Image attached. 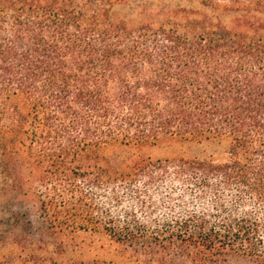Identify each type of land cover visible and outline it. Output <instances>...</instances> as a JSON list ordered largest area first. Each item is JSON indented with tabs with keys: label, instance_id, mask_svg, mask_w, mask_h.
<instances>
[{
	"label": "trees",
	"instance_id": "16d2710c",
	"mask_svg": "<svg viewBox=\"0 0 264 264\" xmlns=\"http://www.w3.org/2000/svg\"><path fill=\"white\" fill-rule=\"evenodd\" d=\"M188 1L0 0V264H264V0Z\"/></svg>",
	"mask_w": 264,
	"mask_h": 264
},
{
	"label": "rangeland",
	"instance_id": "374dc122",
	"mask_svg": "<svg viewBox=\"0 0 264 264\" xmlns=\"http://www.w3.org/2000/svg\"><path fill=\"white\" fill-rule=\"evenodd\" d=\"M171 2H178L180 3V5L183 6H187L190 5L188 0H168ZM136 10L137 9H127V8H123L121 9V13L123 15H127V17L131 18L132 20L135 19V15H136ZM135 11V12H134ZM127 12V13H126ZM7 174V173H6ZM4 174L0 173V183H4V181L2 180ZM138 185V187L142 186L139 183H136ZM3 185V184H2ZM180 186H174V189L171 190V188H169L167 185L162 186V188L160 189V193L158 197H167L169 195H172L173 201L171 203H164V201H162L161 199H159L157 197V199L155 200L156 205L155 207L157 208V210L154 212L153 214V218H157V219H163L164 217L167 216H173L174 214L179 213V211H181V207L183 208H187L189 207L190 209H196L197 207H199L200 204L198 200H192L191 196H189L187 199H185L184 201L181 200L180 198ZM123 194V198H122V205L119 208V211L121 212L125 206H129L131 204L132 198H131V194H127L128 192H122ZM172 193V194H171ZM7 195V196H6ZM3 195L2 197H5V200H2L3 198L0 197V221L4 218V217H9L12 214H16L22 211H27L30 216L33 218V221L37 222L38 218H39V212H38V208L37 205L35 203L29 204L27 205L28 209H26V207L24 206H19L22 205L20 204L17 200V197L14 196L13 194H7ZM146 198V197H145ZM8 199V200H7ZM149 198H146L147 204H149ZM7 202H9V204H7ZM129 204V205H128ZM125 205V206H124ZM155 208V209H156ZM136 211L138 213V215L142 217H144L147 212L144 211L143 209H141L139 206L136 207ZM143 219V218H142Z\"/></svg>",
	"mask_w": 264,
	"mask_h": 264
}]
</instances>
